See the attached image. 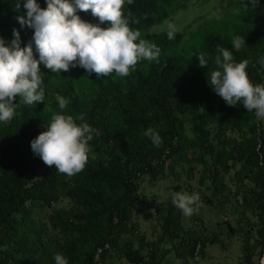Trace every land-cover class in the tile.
<instances>
[{
	"label": "trees",
	"instance_id": "obj_1",
	"mask_svg": "<svg viewBox=\"0 0 264 264\" xmlns=\"http://www.w3.org/2000/svg\"><path fill=\"white\" fill-rule=\"evenodd\" d=\"M196 1L199 0H133L129 5L125 0L122 8L125 16L131 13L139 21L129 24L132 30L141 32L136 43L144 39L159 47L158 61L141 58L127 77L113 72L97 79L95 73L89 75L80 67L60 73L46 69L41 74L44 101L25 105L17 98L20 106L13 119L0 122V264H55L39 233L15 218L28 200L48 205L63 196L88 200L99 208L95 212L97 215L108 212V221L116 220L124 226L131 217L129 204L139 189L135 179L138 176L155 178L166 162L174 160L185 149L197 153L204 176L211 181L213 196L222 195L227 188L223 177L213 167L219 165L226 170L234 152L245 156L244 176L251 174L253 190L249 196L243 195L242 202L247 210L257 211L258 236L264 242V120L257 119L255 110L247 111L242 102L236 106L227 105L209 86L207 77L210 78L212 71L220 70L215 64L219 54L216 48L220 46L242 60H249L246 73L250 82L264 85V67L257 62L264 57V0H259L254 10L251 5L246 7L247 0H234L231 11L220 18L204 21L187 38L176 30L171 40L168 30L145 33L177 12L187 10ZM200 1L208 3L211 0ZM17 2L0 0V38L7 46L14 39L15 29L20 33L21 47H25L32 42L34 30L18 22V17H26L27 10L23 7L26 0H19V8ZM37 3L42 9L47 7L46 0H37ZM78 15L86 22L99 23L90 12ZM101 27L107 28L108 24ZM235 37L245 39V46L238 51L233 46ZM33 50L35 52L34 42ZM198 54L205 56L207 67L199 66ZM59 97L68 101L63 110L59 107ZM222 107L237 122V130L243 132V141L234 143L233 149L228 147L229 139L225 135L228 124L222 118ZM54 114L73 117L85 114L84 122L101 133L89 144L105 154L108 163L95 164L89 158L84 170L71 177L59 173L54 166L45 165L33 153L31 141L46 131ZM212 124L218 126L215 140L209 129ZM149 127L161 136L160 147L143 135ZM116 180L123 186L122 194L105 204L104 192ZM180 215L175 206L167 210L162 225L165 234L178 227ZM63 216L62 221L67 224L71 213L65 212ZM78 240L83 247L84 243L94 242L92 248L81 253L85 264H94L97 249L104 244L99 245V241L82 228ZM9 246L18 256L7 252ZM155 246L156 243L149 245L153 255L156 254ZM195 246L194 241L188 251L180 249L178 258L186 259L187 254L193 258ZM102 252L98 257L105 256ZM124 254L131 264L146 261L139 251Z\"/></svg>",
	"mask_w": 264,
	"mask_h": 264
},
{
	"label": "rangeland",
	"instance_id": "obj_2",
	"mask_svg": "<svg viewBox=\"0 0 264 264\" xmlns=\"http://www.w3.org/2000/svg\"><path fill=\"white\" fill-rule=\"evenodd\" d=\"M233 1H196L187 10L177 12L171 19L145 33L149 35L166 31L171 24L187 38L204 21L220 18L231 11ZM233 58L243 61L239 55H233ZM46 69L40 65L41 74ZM220 111L228 124L225 133L229 139L228 147L233 149L234 143L243 141V132L237 130V122L228 116L226 108L222 107ZM209 129L215 140L218 126L212 124ZM187 134L190 135L189 131ZM91 149L89 158L93 163H108L109 158L105 154L93 147ZM197 157L195 151L185 149L174 160L166 162L155 178L138 176L135 182L139 189L129 204L131 217L124 226L117 224L116 220L108 221V212L97 215L95 212L99 208L88 200H76L72 196H63L51 205L28 200L15 218L39 233L54 263L55 256L60 254L67 259L68 264H85L81 253L92 248L94 242L82 246L78 240L82 228L99 241V245L104 244L103 252L106 254L103 258L95 254L94 264H131L124 254L128 251H139L146 260L142 264H261L264 260V242L258 236L260 224L257 211L247 210L242 202L243 195L249 196L253 190V182L249 178L251 174L244 176L245 156L234 152L226 170L219 165L213 167L223 177L227 187L220 196L212 195L211 181L205 178L204 167L197 161ZM122 191L121 182L114 181L104 192V203L119 197ZM177 192L198 193L202 206L192 216H185L180 210L178 227L165 234L163 221L167 210L174 206L172 198ZM65 212L71 213L67 224L62 221ZM194 241L195 248L200 245L198 254H193V258L187 254L186 259H179L180 249L188 251ZM153 243H156L155 255L149 248ZM6 250L18 256V252L11 246ZM76 256L78 258L74 261Z\"/></svg>",
	"mask_w": 264,
	"mask_h": 264
},
{
	"label": "clouds",
	"instance_id": "obj_3",
	"mask_svg": "<svg viewBox=\"0 0 264 264\" xmlns=\"http://www.w3.org/2000/svg\"><path fill=\"white\" fill-rule=\"evenodd\" d=\"M125 0H46L42 9L37 0H26L23 7L26 17H18L22 27L34 30L32 42L21 47L20 33L13 30L14 39L6 46L0 38V122H10L20 103L33 105L44 101L41 87L42 64L51 72H67L80 67L89 75L95 73L97 79L115 72L127 77L135 70L141 58L158 61L161 49L141 36L139 30H132L130 23H139L131 14L126 17L122 11ZM131 5L133 0H127ZM254 10L259 0H247L246 7ZM16 7H20L19 0ZM79 12H90L99 23L81 19ZM108 24L107 28L101 27ZM175 26L168 25V38H174ZM33 42L35 52L33 50ZM233 46L240 49L245 39L235 37ZM214 70L208 77L209 86L227 105L236 106L242 102L247 111L255 110L257 119L264 120V85H253L246 73L249 60L234 62L232 53L220 46ZM38 54V59L36 58ZM199 66L207 67L203 54H198ZM264 67V57L257 61ZM19 98L20 103L17 102ZM63 110L68 101L58 98ZM76 121H80L78 124ZM85 121V114H54L50 124L31 141V149L45 165L55 167L62 174L71 177L84 170L92 150L89 142L101 133ZM152 144L160 147L162 138L158 131L149 127L143 133ZM173 205L185 216H192L202 206L198 193L177 192L172 198ZM55 264H68L60 254L55 256ZM264 264V260L261 261Z\"/></svg>",
	"mask_w": 264,
	"mask_h": 264
},
{
	"label": "built area",
	"instance_id": "obj_4",
	"mask_svg": "<svg viewBox=\"0 0 264 264\" xmlns=\"http://www.w3.org/2000/svg\"><path fill=\"white\" fill-rule=\"evenodd\" d=\"M199 248H200V245L198 244L197 247L194 250V256H196L198 254ZM103 250H104V247L103 248H98L96 255L98 256Z\"/></svg>",
	"mask_w": 264,
	"mask_h": 264
}]
</instances>
